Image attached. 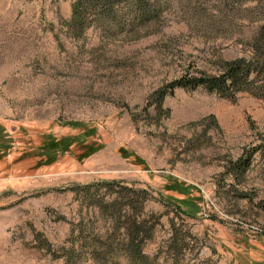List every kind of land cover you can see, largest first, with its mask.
Here are the masks:
<instances>
[{"label":"rangeland","instance_id":"rangeland-1","mask_svg":"<svg viewBox=\"0 0 264 264\" xmlns=\"http://www.w3.org/2000/svg\"><path fill=\"white\" fill-rule=\"evenodd\" d=\"M150 1L148 20L91 15L70 31L75 0H0V264H112L88 252L110 226L75 189L109 199L104 180L143 189L151 263L264 264V99L176 88L160 109L152 97L248 56L264 0Z\"/></svg>","mask_w":264,"mask_h":264},{"label":"trees","instance_id":"trees-1","mask_svg":"<svg viewBox=\"0 0 264 264\" xmlns=\"http://www.w3.org/2000/svg\"><path fill=\"white\" fill-rule=\"evenodd\" d=\"M122 1L126 2L123 3L124 9L119 8V3ZM150 4L149 0H75L71 17L64 25L70 31L83 30L89 25L85 22L87 17L92 15L97 21L110 19L120 24L122 21L119 19H121L124 24L132 26L141 17L143 20L150 19L146 18L149 15ZM249 49L248 56L220 61L215 72L209 73L198 68L192 72L186 70L179 77L154 90L152 97H156V107L161 109L164 99L176 88L202 87L208 92L213 91L230 100L235 99L239 92L264 99V21L254 32ZM60 123L67 124L65 121ZM69 123L76 124V122ZM258 149L259 146L248 149L239 159L232 161L231 171L242 176L251 166L252 158ZM100 184L108 189V193L114 192V196L109 195V199H105L102 195H98L99 185L96 191L88 184L82 188L75 187L82 192L94 211L105 215L110 226L105 228L102 234L91 237L93 244L88 250L90 256L96 261L108 258L112 264H153L149 256L144 253L143 246L150 239L155 226L147 219H139L134 215L141 208L138 195L143 189L138 191L119 180H104ZM164 200L184 216L195 215L191 210L182 209L181 203L172 202L166 197ZM117 231L122 236L116 237Z\"/></svg>","mask_w":264,"mask_h":264}]
</instances>
